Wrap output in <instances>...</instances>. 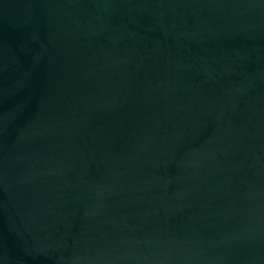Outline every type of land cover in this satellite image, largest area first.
<instances>
[{"label":"water","instance_id":"1","mask_svg":"<svg viewBox=\"0 0 264 264\" xmlns=\"http://www.w3.org/2000/svg\"><path fill=\"white\" fill-rule=\"evenodd\" d=\"M0 264H264V0H0Z\"/></svg>","mask_w":264,"mask_h":264}]
</instances>
